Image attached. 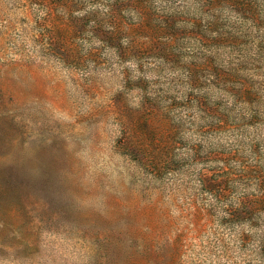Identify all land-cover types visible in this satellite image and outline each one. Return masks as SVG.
Segmentation results:
<instances>
[{
    "label": "rangeland",
    "instance_id": "374dc122",
    "mask_svg": "<svg viewBox=\"0 0 264 264\" xmlns=\"http://www.w3.org/2000/svg\"><path fill=\"white\" fill-rule=\"evenodd\" d=\"M0 264H264V0H0Z\"/></svg>",
    "mask_w": 264,
    "mask_h": 264
}]
</instances>
